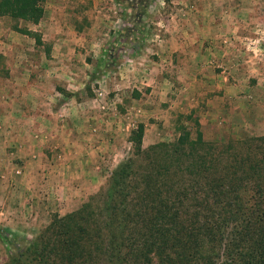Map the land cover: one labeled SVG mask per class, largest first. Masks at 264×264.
I'll return each instance as SVG.
<instances>
[{
	"label": "rangeland",
	"instance_id": "obj_1",
	"mask_svg": "<svg viewBox=\"0 0 264 264\" xmlns=\"http://www.w3.org/2000/svg\"><path fill=\"white\" fill-rule=\"evenodd\" d=\"M41 4L40 26L0 16V121L6 123L3 127L0 122V134H9L7 124L12 117L23 120L34 112L50 114L55 109L35 104L26 92V81L40 79L29 68L43 61L38 60V53L41 57L49 53L51 41L45 40L55 39L51 53L64 49L66 56L73 54V58L63 60L70 73L57 77L50 72L44 76V83L72 90L66 92L81 104L77 108L64 106L66 131L76 129L84 136L96 135L100 145L90 165L92 178L94 173L100 175L99 187L77 207L103 189L112 168L130 155L129 138L139 122L143 124L142 148L174 140L182 129L177 128L178 123L192 135L194 118L202 137L216 143L264 134V0H43ZM15 23L36 33L39 43L33 35L12 29ZM197 34L196 42L206 50L203 57L208 66L204 61L195 66L192 53L183 58L177 50L167 51V59L179 66L175 71L166 67L160 53L151 51L159 38L173 35L176 42L191 43ZM62 41L66 42L64 47ZM210 49L212 54L207 56ZM16 51L34 52L35 64L16 60ZM142 53L143 58L138 56ZM188 56L192 58L188 64L193 62L194 66L184 68L182 62ZM44 62L48 69L59 66L57 58ZM16 64L21 74L16 72ZM143 66L150 72L133 73ZM19 95L24 101L15 99ZM48 101L55 103L54 99ZM80 117L83 121L75 122ZM50 131L52 126L32 132V142L38 143L41 138L44 143V135H37ZM90 140L84 139L86 145ZM78 141L71 143L81 148ZM67 142L63 146L70 144L71 149ZM30 157L38 165L26 176L30 190L24 192H45L49 185L44 181L46 170L40 166L49 155L44 158L38 152ZM4 163L6 155L0 151V211L7 209L16 223L5 226L0 214V227L8 228L16 238H32L58 214L60 205L49 197L44 199L47 202L32 206L22 202L21 192L16 202L12 201L2 185V179L7 178ZM47 174L49 177V171ZM8 250L11 247L0 238V263Z\"/></svg>",
	"mask_w": 264,
	"mask_h": 264
},
{
	"label": "trees",
	"instance_id": "obj_2",
	"mask_svg": "<svg viewBox=\"0 0 264 264\" xmlns=\"http://www.w3.org/2000/svg\"><path fill=\"white\" fill-rule=\"evenodd\" d=\"M42 2L0 0V16L36 24ZM183 125L142 148L137 123L103 189L32 238L0 227V264H264V134L216 143Z\"/></svg>",
	"mask_w": 264,
	"mask_h": 264
},
{
	"label": "crops",
	"instance_id": "obj_3",
	"mask_svg": "<svg viewBox=\"0 0 264 264\" xmlns=\"http://www.w3.org/2000/svg\"><path fill=\"white\" fill-rule=\"evenodd\" d=\"M220 8L224 10V6L222 4H220ZM199 17L200 16H198V18ZM197 24H200V22L197 21ZM36 25L40 26V22L36 23ZM49 27H52V25H49ZM56 39L57 41L60 40V38ZM62 39L64 40L66 38ZM197 40H199L198 34L197 38L193 39L191 43L185 40L176 42L173 35H168L164 38L156 40L155 47L152 48L151 51H154L156 54L160 53V56L165 61L164 63L166 64V67L169 65V67L175 71H177L176 68L179 66L172 64L169 59H167V51L173 52L177 50L183 54V58H186L189 53H192V57H194L195 60V66L200 65L202 61H204L205 65L208 66L209 63L206 57H203V53H205L206 50L202 47V43L200 44L196 42ZM40 41L44 42L42 38ZM45 41H51L49 42L51 43L49 44V53L45 55L43 54L44 51H42V54L44 55L43 57H41V53H38V60L41 61V59H43V61H41L40 65L36 63V66L34 65L33 67L32 65L33 68H29L30 71L34 72V75L40 79L36 78L35 80L26 81V92L29 93L35 104H44V108H47L48 105V107L52 106L55 107V109L50 110V114H40L38 112H34L31 115H26V119L23 120L16 117H12L9 120L7 124L10 128L9 134H0V151H4L6 155V163L2 166L5 168V174L7 177L5 180L4 178L2 179V185L7 188L8 192L12 196H10L11 200L14 202H16L15 197L19 192H21L22 202L28 203L32 206L37 203L47 202L44 199H48L49 197L51 199L54 198L56 200L53 201L60 205V208H57V213L62 215L66 211L76 208L79 202H81L87 194L93 193L99 187L100 175L94 173V178H92L93 170H91L90 165L93 162L94 153L96 149H99L100 145L99 141H97L96 135L95 137L94 135L84 136V134H81L76 129L71 132L66 131L67 110L64 106L72 105L77 108L80 107L81 101L74 98L73 95H63V91H72L68 86L61 85V89L55 83L52 84V88L49 84H45L44 76L53 72V76L55 75L60 77L63 75L65 77V75L70 73V71L69 68H64L65 66L63 60H68L71 57L73 58V54H71V56H66L68 54L63 48L62 52L51 53L55 46V39L49 40V38H47ZM61 43H63L64 47V43L66 42L62 41ZM197 44L199 45V49H196ZM25 53L26 54H24V51H16L14 58L16 60H29L30 65L35 64V60L37 58H35L34 52ZM210 54H212L211 49L208 50L207 56H210ZM144 55L145 54L142 53L138 56L142 57ZM50 57L53 59L57 58V64H59L58 67L48 69V63L44 61L49 60ZM191 59L192 58L188 56V59H185V61L182 62V67L186 68L187 66H192L193 62L188 64V61ZM17 65L18 64H16V67ZM29 69L25 68V70L28 71ZM133 71V73H140L139 75L144 73L145 75L146 71L150 72V68L148 66H143ZM16 72L21 74L19 68ZM21 78H23V76H21ZM15 99L18 101H24V98L21 95L15 97ZM48 99H54L55 103H51ZM60 110L62 112H58ZM78 112L80 113L79 110ZM76 121L82 122L83 118L80 117L78 120H75V122ZM0 122L3 127L6 125L4 121ZM50 126H52V131L37 135H44V143L40 140L41 138L37 140L39 141L38 143H42V145L32 142V132L40 129L44 131ZM68 136L73 137L74 139H71ZM84 139H91L93 142L90 140V143L86 145ZM67 140H69L70 143L75 140H79L78 143L81 144V148H79L75 143H71V149H69L70 144H68V146H63L64 143H69ZM68 150H70V152H68ZM38 152L44 155V158L49 155L48 159H45L43 165L40 166L41 170H46V174L43 175H46L47 179H44V181H48L49 187L42 193L40 192L37 194L33 191L25 193L24 189L30 190V188H27L28 178H26V176L28 177L29 173L35 169L36 165H38L31 159L30 155H34ZM47 171H49V177ZM66 176H69L70 179L66 178ZM74 177H76V179H74ZM0 214L3 215L2 223L5 226L9 227L16 223L14 221L15 219H13V215L11 213L9 214L7 209L1 210Z\"/></svg>",
	"mask_w": 264,
	"mask_h": 264
}]
</instances>
